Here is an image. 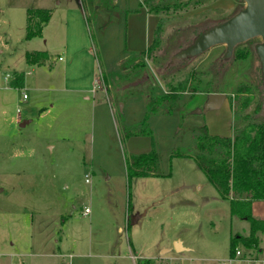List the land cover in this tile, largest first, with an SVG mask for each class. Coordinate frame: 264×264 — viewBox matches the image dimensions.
Returning <instances> with one entry per match:
<instances>
[{
	"label": "rangeland",
	"instance_id": "rangeland-1",
	"mask_svg": "<svg viewBox=\"0 0 264 264\" xmlns=\"http://www.w3.org/2000/svg\"><path fill=\"white\" fill-rule=\"evenodd\" d=\"M220 1L161 0L169 8L160 13L155 45L134 55L129 44L139 30L130 14L138 0H0V264H74L68 256L76 253L80 264H134L174 239L188 250L164 251L153 264L229 261L230 238L248 235L250 224L230 214L228 200L200 169L195 139L237 137L234 155L244 151L253 107L264 101L254 51L260 39L236 45L227 59L222 44L186 59L176 73L189 78L193 72L198 90L141 124L149 95L165 91L158 62L168 63L192 42L193 26L215 24L243 7L231 0L224 9ZM56 5L82 7L88 19L98 80L88 100L51 89L63 75L56 55L41 64L25 60L26 51L43 44V38L25 39L26 10ZM58 23L55 18L44 35L54 36ZM73 70L84 75L87 66L78 61ZM14 73L23 75L19 87L9 84ZM142 127L150 134L126 135ZM152 148L159 175L128 178L130 156ZM252 214L264 217V201H253ZM238 249L264 259V233L258 249Z\"/></svg>",
	"mask_w": 264,
	"mask_h": 264
},
{
	"label": "trees",
	"instance_id": "trees-1",
	"mask_svg": "<svg viewBox=\"0 0 264 264\" xmlns=\"http://www.w3.org/2000/svg\"><path fill=\"white\" fill-rule=\"evenodd\" d=\"M160 1L142 0V4L148 11L159 15L155 36L161 26L162 15L160 13L169 8V5L158 3ZM26 14L25 39L41 36L43 26L50 18L51 9L28 8ZM86 22L88 24L87 18ZM211 25L213 24H197L190 31L196 36ZM155 36L147 49L138 55L145 54L147 50L151 49V46L155 45ZM245 54L246 52L238 55V57L245 56ZM24 55L26 62L30 64H40L48 58L47 52L44 50L26 51ZM168 58V63L166 64H162L160 60L158 62V67L162 70L161 78L165 91L162 94L153 93L149 95L150 102L141 122L142 125H145L150 114L160 107L163 106L165 113H170L183 93H194L198 90L199 81L193 72H190L189 78L187 76H179L176 73L181 70L182 66L180 64L185 62L186 59L172 60L171 57ZM101 75L103 78L104 75ZM22 80V74L14 73L9 80V84L19 87L22 85ZM192 80L194 81L191 82ZM261 111L264 112V101L257 103L253 107L254 116L252 119L255 118L253 133L249 135L244 151L237 155H234L235 144L239 140L237 137L204 133L195 139V148L197 150L195 160L200 169L216 188L219 195L228 200L230 214L247 220L250 224L248 235L236 234L230 238L229 256L234 255L238 246L251 250L258 249V233H264V218H256L251 211V204L254 200L264 201V113L261 114ZM141 134L148 135L150 131L142 127L135 131L126 132L127 136ZM158 161V154L154 148L146 153L132 154L129 162L125 164L126 175L128 178L134 176H158ZM153 263L154 261L150 260V258H138L135 262V264Z\"/></svg>",
	"mask_w": 264,
	"mask_h": 264
},
{
	"label": "crops",
	"instance_id": "crops-1",
	"mask_svg": "<svg viewBox=\"0 0 264 264\" xmlns=\"http://www.w3.org/2000/svg\"><path fill=\"white\" fill-rule=\"evenodd\" d=\"M220 2L222 3H220L221 5H219V7L221 6L224 9H228L232 5L231 0H221ZM59 3L60 1L58 2V4ZM57 5L50 8V18L43 26L41 36L33 37L39 39L43 38L42 47L39 46V48L36 47V49L46 51L47 55L52 54V56L54 57L56 55L58 57V60L62 62L63 75L58 80V86H53L51 89L63 91L71 96V98L76 97V95H82L83 99L88 100V94L96 90L95 88H97L98 80L95 78L93 79V76L95 75V61L91 49L92 44L89 36V27L86 22L85 11L82 7L75 5H65L61 9H59ZM39 7L45 8L48 6ZM131 10L133 12L132 14H130L132 16V26H137L139 32L136 33V31H134L133 43L132 45L129 43L128 44L131 50L138 51L134 55H138L140 52L145 51L147 47L152 43L155 36V30L157 27L159 15L148 11L142 4V0H138L137 6L132 8ZM55 18L59 19V26L55 30L56 33L54 34V36L47 37L46 35H44L46 30L45 28L48 27L55 20ZM78 61H81L84 65L87 66V72L84 75L73 73V67L77 64ZM72 101L74 102V99ZM17 121L21 123L20 119ZM25 123H27V121L22 122L21 125H24ZM88 212L90 211L88 210ZM85 214L86 212H84V215ZM124 219L127 220V217L125 216ZM117 225L118 226L116 227V229L118 231H121L122 226L119 224ZM66 236L69 237L70 234L67 233ZM176 241L180 242L182 248L181 250H188V248L184 246L180 239H174L172 240V243L174 244ZM173 244L170 247L159 246L160 248L158 249V253L155 256H146L142 258H156L164 251H170L171 249L175 251ZM94 256L102 257L105 255L98 253L94 254ZM68 257L75 259V261L73 260L74 264H80V261L78 259L81 258L82 255L80 253H76L73 255L69 254ZM135 262L136 261L134 259V264Z\"/></svg>",
	"mask_w": 264,
	"mask_h": 264
},
{
	"label": "water",
	"instance_id": "water-1",
	"mask_svg": "<svg viewBox=\"0 0 264 264\" xmlns=\"http://www.w3.org/2000/svg\"><path fill=\"white\" fill-rule=\"evenodd\" d=\"M243 7L225 20L211 25L196 35L192 42L177 51L171 59H187L195 57L215 45H225L223 58L230 57L234 47L252 38L260 40L254 45V51L259 63L262 91L264 95V0H241ZM212 98H222L223 94H212ZM139 214L130 217L134 223ZM174 250H181L179 241L174 244Z\"/></svg>",
	"mask_w": 264,
	"mask_h": 264
},
{
	"label": "built area",
	"instance_id": "built-area-1",
	"mask_svg": "<svg viewBox=\"0 0 264 264\" xmlns=\"http://www.w3.org/2000/svg\"><path fill=\"white\" fill-rule=\"evenodd\" d=\"M84 212H88V209H85ZM229 261H225L223 264H235V262H242L243 264H264V259L257 258L255 256H245L241 253L238 247L235 249V253L232 257L228 258ZM164 264V263H163ZM168 264H189L188 262L183 261H173L171 260Z\"/></svg>",
	"mask_w": 264,
	"mask_h": 264
}]
</instances>
